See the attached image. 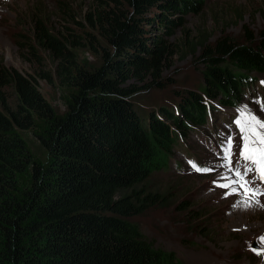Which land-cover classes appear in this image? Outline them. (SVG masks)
Masks as SVG:
<instances>
[{"label": "trees", "instance_id": "obj_1", "mask_svg": "<svg viewBox=\"0 0 264 264\" xmlns=\"http://www.w3.org/2000/svg\"><path fill=\"white\" fill-rule=\"evenodd\" d=\"M202 1L90 0L83 20L110 46L90 69L76 62L73 32L52 31L35 14L33 40L18 44L34 57L37 47L49 51L59 81L74 92L67 111L54 117L34 76L0 63V264H181L131 219L169 198L150 190L147 180L189 130L206 123L210 102L235 106L255 81L252 72L264 71V35L245 29L240 42L219 35L202 44L200 86L145 118L129 100L138 87L126 81L162 86L175 46L167 36ZM39 75L50 80L43 70ZM35 119L49 121L38 136L47 154L43 164L31 161L18 133ZM29 164V187L18 193V176Z\"/></svg>", "mask_w": 264, "mask_h": 264}, {"label": "rangeland", "instance_id": "obj_2", "mask_svg": "<svg viewBox=\"0 0 264 264\" xmlns=\"http://www.w3.org/2000/svg\"><path fill=\"white\" fill-rule=\"evenodd\" d=\"M202 2L199 11L185 13L182 25L175 26L167 36L175 46L160 74L162 86L145 87L143 80L134 78L126 81L138 87L129 100L143 118L159 104L175 103L187 88L194 90L200 86L203 65L196 54L202 44L212 42L219 35L240 42L247 35L245 29L252 31L256 38L264 35V0ZM89 6L90 0H0V63L34 76L38 91L54 117H61L67 111L74 90L59 81L56 61L49 51L37 47L34 57L18 41L33 40L32 22L37 14L52 31L66 33L67 27L73 32V37L78 39L73 49L76 62L89 69L96 67L102 61L103 48L110 49V46L83 20ZM41 70L49 74L50 80L39 75ZM252 73L255 81L244 88L240 101L235 106H224L217 98L210 102L214 109L206 117V123L189 130L185 139L175 145L167 165L147 180L150 190L166 193L169 198L131 219L138 223L143 236L155 248L173 252L181 264H264V255L250 250L264 248L259 243L264 237V195L246 193L241 186L243 181L223 166L224 147L231 136L230 167L235 168L239 162L243 170L240 132L234 123L240 118L239 110L246 106L264 120L259 103L264 102L261 85L264 71ZM48 125L46 119H35L29 129L18 130L33 163L43 164L46 160V150L38 136L45 135ZM190 161L211 171L196 172ZM252 178L253 174L249 173L244 179ZM30 181L31 164L18 176V193L27 189ZM222 184L229 186L220 187ZM248 187L264 191V183L259 180ZM254 200L260 204L253 203ZM245 201L252 206H243ZM180 204L186 208H178ZM191 211L199 218L193 220Z\"/></svg>", "mask_w": 264, "mask_h": 264}, {"label": "snow or ice", "instance_id": "obj_3", "mask_svg": "<svg viewBox=\"0 0 264 264\" xmlns=\"http://www.w3.org/2000/svg\"><path fill=\"white\" fill-rule=\"evenodd\" d=\"M261 85L264 86V81H261ZM261 111H264V102H259ZM240 118L234 123L240 132V161L243 162V170L239 162L235 168L230 167V151L233 147V138L229 136L227 138V144L224 147L225 161L224 167L228 168L229 172H232L240 181H243L242 187H245L246 193L251 196L264 195V191L259 188L248 187L253 181L259 180L260 183H264V120L259 119L255 114L250 112L247 107L241 108ZM192 168L196 172L207 173L211 169L208 167H200L196 162H189ZM253 174L252 180H245L244 178ZM237 181H230L229 183L235 184ZM229 184H222L220 187L227 188ZM236 189L233 188L232 192L235 193ZM253 203L260 204L259 200H254ZM245 207H251L252 204L247 201L244 202ZM259 243L264 244V237H261ZM256 255H264V248H251Z\"/></svg>", "mask_w": 264, "mask_h": 264}]
</instances>
